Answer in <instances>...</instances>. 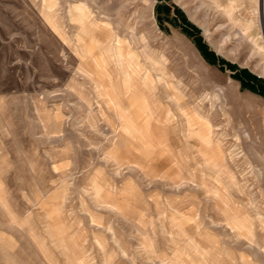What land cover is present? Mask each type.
<instances>
[{"label": "rangeland", "instance_id": "obj_1", "mask_svg": "<svg viewBox=\"0 0 264 264\" xmlns=\"http://www.w3.org/2000/svg\"><path fill=\"white\" fill-rule=\"evenodd\" d=\"M249 1L0 0V264H264V56L224 12Z\"/></svg>", "mask_w": 264, "mask_h": 264}, {"label": "bare ground", "instance_id": "obj_2", "mask_svg": "<svg viewBox=\"0 0 264 264\" xmlns=\"http://www.w3.org/2000/svg\"><path fill=\"white\" fill-rule=\"evenodd\" d=\"M234 1V0H233ZM239 1V0H238ZM241 2V1H240ZM247 2V1H246ZM253 3V2H255L256 3V12H254L255 13V17H252V18H247L246 20L244 19V20H242V19H239V18H237L236 17V11H238L237 10V8H236V6L235 5H233V4H231L230 3V5L228 6V8L224 11L225 13H226V17L229 19V21H230V24L236 29V32H235V39H236V41H237V46L239 45L240 47L241 46H243L244 44H247L249 47H250V49H249V51L251 50V52H253V51H258L261 55H263L264 56V0H250L249 1V3ZM253 5V4H252ZM251 6V5H250ZM254 6V5H253ZM259 6H260V9H259ZM240 11V10H239ZM71 17H72V20L73 21H76V22H78L79 24H81L82 25V27H83V30L88 34V35H90V32H93V30H97L98 29V26H97V24L94 22V21H92V20H89V19H87V18H83L82 16H80V14H77V12H71ZM259 29L260 30V36L258 35V34H256V33H254L253 32V30L254 29ZM232 33V32H231ZM92 34V33H91ZM232 35H234V34H232ZM82 40V39H81ZM87 42V41H86ZM84 43V42H83ZM83 48V47H82ZM118 50V49H117ZM83 55H84V58L87 60V61H91L92 62V60H94L95 58L93 57V53L92 52H90L89 51V47H88V45L87 44H85V48L83 49ZM130 55V54H129ZM117 56H118V58H116V59H118L117 61H118V63L120 64V66H122V67H124L125 65L124 64H126L125 63V59L123 58V55H122V53L118 50V52H117ZM116 56V57H117ZM131 56V55H130ZM129 57V56H128ZM131 58H133V57H131ZM85 60V61H86ZM129 60H131V59H129ZM133 60V59H132ZM131 60V61H132ZM134 61V60H133ZM134 63V62H133ZM132 63V64H133ZM128 64V63H127ZM88 65V64H87ZM134 65V67H135V64H133ZM126 67V66H125ZM133 67V66H132ZM128 69V68H127ZM90 71H92V70H90ZM90 71H86V73H87V75L88 76H90L91 77V75L94 73H92V72H90ZM124 72H126V71H124ZM92 73V74H91ZM97 72H95V74H96ZM132 73H135V72H132ZM262 74L264 75V67H263V72H262ZM94 75V74H93ZM131 75H133L134 76V74H131ZM130 75V76H131ZM136 75V74H135ZM130 76H128L127 75V73H126V75H125V77H126V80H128L129 78H130ZM132 78V77H131ZM141 78V77H140ZM139 79V78H138ZM130 80V79H129ZM128 80V81H129ZM137 80V79H136ZM140 81H142V80H140ZM230 81H232L231 79H230ZM101 82H103V81H101ZM136 83V82H135ZM111 84V83H110ZM139 84V83H138ZM142 85V84H141ZM140 85V86H141ZM115 86V85H114ZM98 90L100 91L101 89L104 91H102L103 93H100V94H105V98L107 99V103H110L111 105H113L115 108H118L119 109V111H120V113H119V120H121V122L122 121H124V123H126L127 124V128H128V131L129 132H131V134L134 136V137H137L138 138V140H140L141 142H145V143H149L150 144V146H151V148H156V146H158L155 142H152L150 139H148L147 137H146V135L142 132V130L137 126V127H131L130 125H129V118L131 117V116H129V113H128V109L130 108V103H128L127 105L126 104H121L120 103V101H116V100H114L113 98H109V96L107 95V93H106V89L103 87V85L101 84V83H99V85H98ZM110 88H111V86H110ZM108 89V88H107ZM131 88L129 87V90H130ZM96 90V89H95ZM108 90H110V89H108ZM127 90V89H126ZM112 91H113V89H112ZM111 91V92H112ZM132 91V90H131ZM98 92V91H97ZM108 93H110V92H108ZM114 93V92H113ZM117 93V92H116ZM129 93V92H128ZM131 94V93H130ZM135 94V93H134ZM114 95V94H113ZM134 97V96H133ZM139 98V97H138ZM136 99H137V97H136ZM171 100V99H170ZM146 103V102H145ZM109 104V105H110ZM142 104V106H143V104L144 103H141ZM176 104V103H175ZM133 105V104H132ZM137 105V104H136ZM154 105V104H153ZM178 105V104H177ZM177 105H176V107H177ZM139 106V105H138ZM136 107V106H135ZM134 107V108H135ZM154 107V106H153ZM182 108V107H181ZM137 109V108H136ZM180 110V109H179ZM178 110V111H179ZM181 111V113H179V114H181V117H183L184 118V120L186 119L187 121H188V119L186 118V114L184 113V111L183 110H180ZM179 111V112H180ZM205 134V133H204ZM202 135V134H201ZM200 135V137H202ZM191 136V135H190ZM204 137H207V136H204ZM192 138H193V135H192ZM191 138V139H192ZM195 139V138H194ZM202 142L204 143V145H206V147H210L211 148V146H212V141L210 140V138L209 137H207V138H203L202 137ZM193 145H190V147H192ZM148 148V147H147ZM172 148V147H171ZM194 150H196L197 149V147H195V146H193L192 147ZM156 150H158V149H156ZM166 150V149H165ZM147 152L145 151V154H146ZM196 153L198 154V156L199 157H202L203 155H202V149H200V150H196ZM215 159V158H214ZM224 160V159H223ZM202 161V160H201ZM211 163L214 165V166H216V167H219L220 166V163H221V160L220 159H218V160H213L212 159V161H211ZM227 167V165H225L224 166V164H223V168L222 169H224V168H226ZM131 168H133V169H138L139 167L138 166H130V169ZM214 168V167H213ZM152 177H155V176H152ZM186 183L184 182V183H181V187L182 186H187V185H185ZM204 185V184H203ZM202 185V187H201V189H202V191L203 192H205V186H203ZM208 188V187H207ZM212 191H213V196H215V199H218V194H217V191L215 190V188L213 187L212 188ZM210 195H211V193H210ZM116 204V203H115ZM110 208H113V209H115L118 213H119V215L121 214V215H123V213L121 212V209L119 208V207H117V205L115 206H111L110 205ZM115 211V212H116ZM114 212V211H113ZM114 212V213H115ZM116 214V213H115ZM263 220V219H262ZM264 221V220H263ZM214 224L216 223V222H213ZM264 223V222H263ZM262 223V224H263ZM244 225V224H243ZM109 230H111L112 231V234H113V230L110 228ZM181 230H184V229H179V231H180V234L183 236L184 234H185V232H183V231H181ZM185 231V230H184ZM111 234V233H110ZM249 234V233H248ZM183 237H186V234H185V236H183ZM188 237V236H187ZM254 238V237H253ZM116 239V238H115ZM186 239H189V238H186ZM195 239V238H194ZM189 242H191V241H189ZM198 243V242H197ZM195 250H197L198 252H199V250L200 249H195ZM202 250V249H201ZM200 250V252L202 253V251ZM199 252V253H200ZM204 252H205V250H204ZM204 252H203V254H204ZM202 255V254H201ZM203 256H205V255H203Z\"/></svg>", "mask_w": 264, "mask_h": 264}, {"label": "trees", "instance_id": "obj_3", "mask_svg": "<svg viewBox=\"0 0 264 264\" xmlns=\"http://www.w3.org/2000/svg\"><path fill=\"white\" fill-rule=\"evenodd\" d=\"M250 77H251V79H252V80H256V78H255V77H253V76H250Z\"/></svg>", "mask_w": 264, "mask_h": 264}]
</instances>
